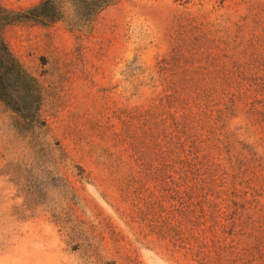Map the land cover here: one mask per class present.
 <instances>
[{
	"label": "rangeland",
	"instance_id": "obj_1",
	"mask_svg": "<svg viewBox=\"0 0 264 264\" xmlns=\"http://www.w3.org/2000/svg\"><path fill=\"white\" fill-rule=\"evenodd\" d=\"M56 2L3 31L39 97L0 99V264H264V0Z\"/></svg>",
	"mask_w": 264,
	"mask_h": 264
},
{
	"label": "trees",
	"instance_id": "obj_2",
	"mask_svg": "<svg viewBox=\"0 0 264 264\" xmlns=\"http://www.w3.org/2000/svg\"><path fill=\"white\" fill-rule=\"evenodd\" d=\"M86 1L87 0H79ZM110 0H93L94 8L104 6ZM61 16V9L56 0H44L38 5L22 12H16L7 9L0 4V99L8 104L13 110L25 117H34L38 111V92L36 78L28 73L16 56L10 50L7 42L4 39V28L11 23L21 20H37L41 22H50L58 19ZM166 90L162 99H168L182 109L180 116H174L177 127H182L184 131L190 128V122L196 120V123L201 124L205 121L206 110H202V101L205 98H210L212 90L200 89H173ZM195 104L199 111L195 114L187 108L189 105ZM207 105V104H206ZM199 117V118H198ZM226 145L230 146L231 138L226 136ZM197 139L194 138L195 147ZM196 151V150H195ZM193 151L192 153H195ZM230 159L232 154L229 153Z\"/></svg>",
	"mask_w": 264,
	"mask_h": 264
}]
</instances>
